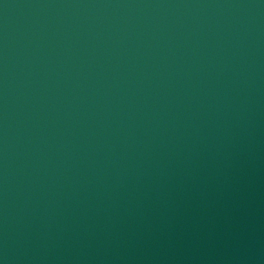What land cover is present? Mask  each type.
Masks as SVG:
<instances>
[{"label":"water","instance_id":"1","mask_svg":"<svg viewBox=\"0 0 264 264\" xmlns=\"http://www.w3.org/2000/svg\"><path fill=\"white\" fill-rule=\"evenodd\" d=\"M0 264H264V0H0Z\"/></svg>","mask_w":264,"mask_h":264}]
</instances>
